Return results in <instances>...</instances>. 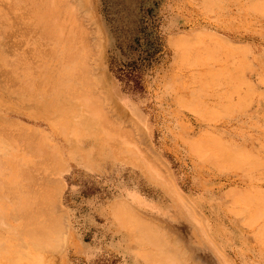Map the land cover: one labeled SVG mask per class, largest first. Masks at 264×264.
<instances>
[{
	"label": "rangeland",
	"instance_id": "1",
	"mask_svg": "<svg viewBox=\"0 0 264 264\" xmlns=\"http://www.w3.org/2000/svg\"><path fill=\"white\" fill-rule=\"evenodd\" d=\"M15 263L264 264V0H0Z\"/></svg>",
	"mask_w": 264,
	"mask_h": 264
},
{
	"label": "bare ground",
	"instance_id": "2",
	"mask_svg": "<svg viewBox=\"0 0 264 264\" xmlns=\"http://www.w3.org/2000/svg\"><path fill=\"white\" fill-rule=\"evenodd\" d=\"M58 32H60V31H58ZM61 33V32H60ZM72 46V45H71ZM75 46V45H74ZM57 48V47H56ZM65 48V47H64ZM75 48V47H74ZM68 50V49H67ZM69 51V50H68ZM80 68V67H79ZM11 180V179H10ZM10 180H8V181H10ZM6 185H7V183H6ZM10 188V187H9ZM51 193H52V191H51ZM18 200V199H17ZM244 206V205H243ZM254 216V215H253ZM163 253V252H162ZM15 264H17V263H15ZM18 264H22V263H18Z\"/></svg>",
	"mask_w": 264,
	"mask_h": 264
}]
</instances>
